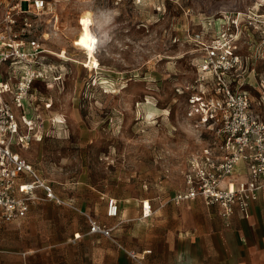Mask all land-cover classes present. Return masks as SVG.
<instances>
[{
    "label": "rangeland",
    "instance_id": "rangeland-1",
    "mask_svg": "<svg viewBox=\"0 0 264 264\" xmlns=\"http://www.w3.org/2000/svg\"><path fill=\"white\" fill-rule=\"evenodd\" d=\"M51 5L44 31L48 48L60 56L50 57L60 78L36 84L25 107L36 115L52 103L40 112L42 139L15 149L53 182L66 205L75 194L87 197L90 187L105 200L174 196L184 187L188 156L203 145L187 104L199 56L195 34L209 26L216 33L221 21L237 19L248 73L264 75V0ZM86 29L100 38L92 57L75 44Z\"/></svg>",
    "mask_w": 264,
    "mask_h": 264
},
{
    "label": "built area",
    "instance_id": "built-area-1",
    "mask_svg": "<svg viewBox=\"0 0 264 264\" xmlns=\"http://www.w3.org/2000/svg\"><path fill=\"white\" fill-rule=\"evenodd\" d=\"M52 2L0 0V222L25 218L35 201L66 203L53 182L42 177L34 164L15 149L28 148L35 139H42L40 112L51 108L52 103H44L45 110L36 115L27 114L25 107L31 104L36 84L49 86L52 79L60 78L53 74L57 66L50 58L59 54L48 48L50 34L44 31L50 28L51 18L43 16L54 12ZM223 21L216 33L209 26L204 27L206 34L194 37L199 56L187 104L188 115L194 117L192 126L203 145L188 156L186 187L172 199L181 202L201 198L207 204L220 205L226 218L235 209L248 217L251 205L264 191V117L254 111L256 99L245 87L243 67L247 61L240 52V24L235 18ZM260 88L257 102L264 108V78ZM236 173L246 177L230 179ZM118 213V200L108 198V215ZM150 214L149 205L144 204V215ZM86 217L90 233L103 234L120 245L112 227L88 214ZM127 252L143 264V256Z\"/></svg>",
    "mask_w": 264,
    "mask_h": 264
},
{
    "label": "crops",
    "instance_id": "crops-1",
    "mask_svg": "<svg viewBox=\"0 0 264 264\" xmlns=\"http://www.w3.org/2000/svg\"><path fill=\"white\" fill-rule=\"evenodd\" d=\"M246 61L245 87L256 99L254 111L264 117L257 102L264 75L254 69L248 73ZM245 177L236 173L230 179ZM172 197H113L118 200L117 216L108 215L109 197L105 200L92 187L87 197L80 193L65 198L71 206L35 201L25 218L0 222V264H141L127 251L143 256V264H264V191L248 217L235 209L226 218L218 204L201 198L175 202ZM144 204L151 209L149 216ZM85 214L112 227L120 245L90 233Z\"/></svg>",
    "mask_w": 264,
    "mask_h": 264
},
{
    "label": "bare ground",
    "instance_id": "bare-ground-1",
    "mask_svg": "<svg viewBox=\"0 0 264 264\" xmlns=\"http://www.w3.org/2000/svg\"><path fill=\"white\" fill-rule=\"evenodd\" d=\"M100 42L98 35L93 33L90 29H86L78 35L75 44L84 51L88 57H92Z\"/></svg>",
    "mask_w": 264,
    "mask_h": 264
},
{
    "label": "snow or ice",
    "instance_id": "snow-or-ice-1",
    "mask_svg": "<svg viewBox=\"0 0 264 264\" xmlns=\"http://www.w3.org/2000/svg\"><path fill=\"white\" fill-rule=\"evenodd\" d=\"M83 23V22H82Z\"/></svg>",
    "mask_w": 264,
    "mask_h": 264
}]
</instances>
